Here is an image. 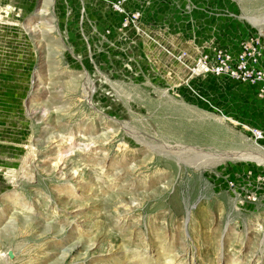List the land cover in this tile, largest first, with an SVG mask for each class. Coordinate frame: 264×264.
<instances>
[{
  "label": "rangeland",
  "instance_id": "rangeland-1",
  "mask_svg": "<svg viewBox=\"0 0 264 264\" xmlns=\"http://www.w3.org/2000/svg\"><path fill=\"white\" fill-rule=\"evenodd\" d=\"M8 4L0 264H264L261 91L179 67L253 36L264 67V0ZM165 145L262 162L203 170Z\"/></svg>",
  "mask_w": 264,
  "mask_h": 264
},
{
  "label": "built area",
  "instance_id": "built-area-1",
  "mask_svg": "<svg viewBox=\"0 0 264 264\" xmlns=\"http://www.w3.org/2000/svg\"><path fill=\"white\" fill-rule=\"evenodd\" d=\"M262 40V37L253 36L243 41L237 54L223 49L213 50L210 54H202L195 61L193 70L200 76L209 74L216 77H227L244 84L257 85L264 98Z\"/></svg>",
  "mask_w": 264,
  "mask_h": 264
},
{
  "label": "bare ground",
  "instance_id": "bare-ground-1",
  "mask_svg": "<svg viewBox=\"0 0 264 264\" xmlns=\"http://www.w3.org/2000/svg\"><path fill=\"white\" fill-rule=\"evenodd\" d=\"M12 15H14V5L10 4L9 7L7 8L6 12L0 11V26L3 27V25H6L7 23H9V21L11 19L14 20V18L11 17ZM12 22H14V21H12ZM6 26H4V27H6ZM191 60H192V55H191ZM191 60L189 59V56H188V60L184 59L183 63H182L183 65L179 64V67H180V69H182L183 74H184V72H188L190 70V73L194 77L195 75H197V73L195 70L191 69L187 63ZM185 61H186V64H185ZM183 67H185V69H183ZM165 70L167 71L166 68H165ZM169 75H171V73H169ZM175 79H176V77H175ZM176 80L181 81V78L176 79ZM188 81H187V83H188ZM177 84H178V82H177ZM251 133L254 135L256 141H261L264 139V134L261 132H260L261 134H256L254 131H252ZM165 146L167 148L164 149V147H163V149L168 151L171 154H175V155L188 154L187 158H186L187 162H189L191 164H195V166L197 165L198 169H203V170H204V168H207L208 166L216 165L219 163L221 164L225 160H228V159H231V160H254V159H257L259 161L262 160V159H258V158H260V156L258 157L254 154H250V153H246V152H240V151H229V152L224 151V152H218L217 153V151H215V152H210L209 150L205 151V149H203L201 147H197V146L194 149L190 148L189 146L186 149L180 148V147L179 148L172 147L169 149L168 145H165ZM36 155H37L36 151L32 150V155L30 156V161L27 162L28 166H27L26 170L29 172V173L27 172V174H29V176H31V177H32V175H34L31 168L35 162V157H38ZM182 160H184V159H182ZM219 160H222V161L219 162ZM260 162H262V161H260ZM27 174H25V175H27Z\"/></svg>",
  "mask_w": 264,
  "mask_h": 264
},
{
  "label": "crops",
  "instance_id": "crops-1",
  "mask_svg": "<svg viewBox=\"0 0 264 264\" xmlns=\"http://www.w3.org/2000/svg\"><path fill=\"white\" fill-rule=\"evenodd\" d=\"M224 50H226V49H224ZM235 50V49H234ZM239 50H240V45H239V47H238V50L237 51H233V50H226V51H229V52H231V53H234V54H237L238 52H239ZM213 51H210V52H206L205 54H210V53H212ZM202 54H204V53H202Z\"/></svg>",
  "mask_w": 264,
  "mask_h": 264
},
{
  "label": "water",
  "instance_id": "water-1",
  "mask_svg": "<svg viewBox=\"0 0 264 264\" xmlns=\"http://www.w3.org/2000/svg\"><path fill=\"white\" fill-rule=\"evenodd\" d=\"M9 258H10L11 260H13V259H14V255H13V253H12V252H9Z\"/></svg>",
  "mask_w": 264,
  "mask_h": 264
}]
</instances>
